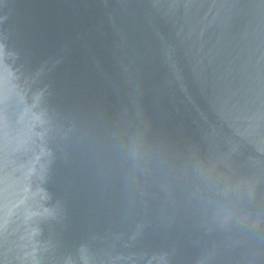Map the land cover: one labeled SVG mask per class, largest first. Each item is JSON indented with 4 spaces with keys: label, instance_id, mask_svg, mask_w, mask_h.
Segmentation results:
<instances>
[{
    "label": "water",
    "instance_id": "water-1",
    "mask_svg": "<svg viewBox=\"0 0 264 264\" xmlns=\"http://www.w3.org/2000/svg\"><path fill=\"white\" fill-rule=\"evenodd\" d=\"M0 264H264V0H0Z\"/></svg>",
    "mask_w": 264,
    "mask_h": 264
}]
</instances>
